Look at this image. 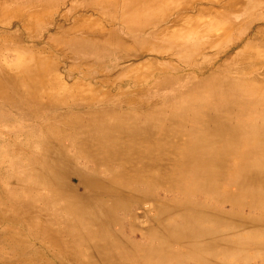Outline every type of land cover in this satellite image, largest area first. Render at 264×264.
Here are the masks:
<instances>
[{"label": "rangeland", "instance_id": "rangeland-1", "mask_svg": "<svg viewBox=\"0 0 264 264\" xmlns=\"http://www.w3.org/2000/svg\"><path fill=\"white\" fill-rule=\"evenodd\" d=\"M95 126L128 131L117 165L85 159ZM129 162L155 191L106 200L127 245L58 234L81 231L51 196L82 200ZM261 167L264 0H0V264H264ZM193 172L207 193L178 192ZM166 204L175 232L148 234ZM193 225L205 236L182 241Z\"/></svg>", "mask_w": 264, "mask_h": 264}, {"label": "bare ground", "instance_id": "bare-ground-1", "mask_svg": "<svg viewBox=\"0 0 264 264\" xmlns=\"http://www.w3.org/2000/svg\"><path fill=\"white\" fill-rule=\"evenodd\" d=\"M236 95L238 99L245 98V97L247 98L248 96L251 98H257L258 96L255 93H250V95H248L247 92H236ZM237 128L241 130L233 131L232 133L228 135L233 136V138H236L237 140H239L240 143H246V142L255 143L254 140H255L256 133L254 131L252 130L242 131L243 129L242 125H240ZM91 131H93V133L91 132L89 136H87L88 138H86V141L84 144L86 145L85 152H84V154L86 155L85 159L93 163L95 168H98L101 166L107 167L109 165H114V164L117 165L114 162V160H116V158L118 157L115 155H110V154L121 153L122 151L121 148H125L131 145L132 139L128 138L129 137L128 131H126L125 129H120L118 131L119 138L118 136L117 138L116 137L112 138L114 134L111 136L109 132L111 130L108 126L106 127H103V126L96 127L95 126L92 128ZM190 140H192V138ZM216 141L219 144H222L223 147H225V145L228 143V140H226L223 135H221V137L217 136ZM143 142L144 144L148 145L150 144L151 140H143ZM193 142L194 141H191V143ZM107 148H109V150ZM224 150L226 151L225 148ZM206 151L207 153L204 159H207V160H216L219 158L218 152L220 154L222 153L221 146L218 147L217 149L209 148ZM232 152L235 153V149ZM102 154H104L103 155L104 157H102ZM189 160L190 159H188V157H186V160L185 158L181 159L180 164L182 165L185 164L184 166H187L188 165L187 162H189ZM238 160L245 161L246 159H244V157H240L239 159L238 157ZM132 162L127 163L126 166H122L124 167V170L116 173L114 175L115 180L108 181L106 183L107 185L106 188L105 186L88 185L86 187L88 189V196L82 198V200L76 197H69L66 199V201L65 200L61 201V200H57L58 198L56 194L52 195L51 196L52 199L55 201H58V203L61 205V208L65 210L68 213L67 215L71 218V220L75 222L74 227L79 232L81 231L79 234L74 233L73 235H71V232L69 231L59 230L58 234H60L59 232H61L64 236H67L69 238L72 237L76 239L80 245H83V244L86 245L88 242L92 240L96 241L95 243H97V247L109 245L110 250L112 251L116 249L118 247V244L120 243L127 245V240L123 238L122 230L119 224L115 228L114 231H110L109 229L110 226L115 224L116 220L114 219L115 217L113 215L114 212L109 209L106 200L125 199V197H127L129 193L136 191L137 188L139 187L149 188L150 192L155 191L154 189L152 190L153 184L149 180L145 179L146 177L143 174H135V171L132 172V166H134ZM173 168L174 166L170 167L171 171ZM260 169H259L260 171H258L259 178L254 179V180L255 181L258 180L256 181L257 183L264 185V171H263L264 167H261ZM239 174L237 176L238 179H236L235 182H238L241 184V182L245 181V183L247 182V184L249 183L253 184L252 182L254 181H251L253 180V178L251 177L253 175L252 171H249V169H246V170L239 172ZM205 175L206 174L204 172H193L192 179H191V182L193 183V185H191L190 183L187 184L186 182L182 181L178 192H181L182 189H187L189 193L190 192L196 193V194L207 193V191L204 188H200L195 184V180L201 177H204ZM216 177L221 179V171L218 170ZM159 183L163 185L164 182L162 180H159ZM65 186L66 185H64V187ZM61 187L63 188L62 185ZM262 191L264 193V189H262ZM150 192L143 193V194L146 197V196L151 195ZM167 193L170 194L169 192ZM233 202L236 204L237 201H233ZM254 209L260 210L262 209V207L260 204L252 205L251 210H254ZM157 210H158V215L156 218L157 222L154 223V225L148 230V234H151V232L153 231H161L163 232V235H170L172 237V234L175 232V229H171V228L164 226L165 225L164 223H170L173 221V218L171 217L172 207H170V205L168 204L160 205ZM167 219L169 220L168 222H166ZM187 227H190V226H187ZM193 227L194 228L192 229V231H188V234L183 237L182 241H187L191 237H195V236H191L193 233L196 236L198 235L197 237L199 238L205 236V234L202 231L200 232L197 231L199 229L198 225L197 226L193 225ZM91 228L94 230H91ZM172 239H173L172 241H176V239L174 238ZM47 244L51 245L52 240L48 239ZM139 249L141 248H135L134 254H131L130 257L133 256V258H138L140 254L135 253V252L139 251ZM58 250H60L59 252H61L62 255H65L60 248H58ZM72 261L77 263V261H74V260Z\"/></svg>", "mask_w": 264, "mask_h": 264}]
</instances>
